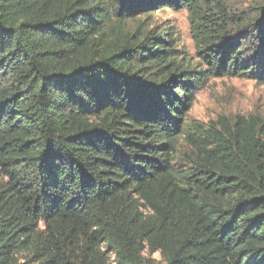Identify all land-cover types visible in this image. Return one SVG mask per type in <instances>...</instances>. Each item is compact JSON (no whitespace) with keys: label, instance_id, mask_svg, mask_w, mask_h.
<instances>
[{"label":"trees","instance_id":"16d2710c","mask_svg":"<svg viewBox=\"0 0 264 264\" xmlns=\"http://www.w3.org/2000/svg\"><path fill=\"white\" fill-rule=\"evenodd\" d=\"M166 8L209 70L129 28ZM241 76L264 83V5L0 0V264H264V117L186 123Z\"/></svg>","mask_w":264,"mask_h":264},{"label":"rangeland","instance_id":"374dc122","mask_svg":"<svg viewBox=\"0 0 264 264\" xmlns=\"http://www.w3.org/2000/svg\"><path fill=\"white\" fill-rule=\"evenodd\" d=\"M233 10L252 11L264 5V0H225ZM133 31H151L154 34L167 31L170 33L178 50V60L185 66L197 71L209 70L197 52L191 33L189 14L186 10L175 11L170 8L158 10L154 14L129 22ZM186 123L209 126L220 117H248L253 114L264 117V83L246 77H211L206 85L194 94V99L187 109ZM178 163L184 167L189 158L190 149L182 139L179 143ZM185 156V160H182ZM187 167V166H186ZM161 261L160 254L154 256Z\"/></svg>","mask_w":264,"mask_h":264}]
</instances>
